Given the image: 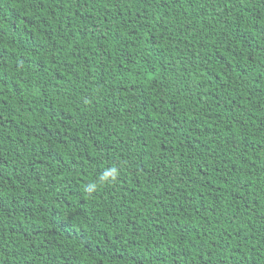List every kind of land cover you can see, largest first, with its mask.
Masks as SVG:
<instances>
[{"label": "trees", "instance_id": "obj_1", "mask_svg": "<svg viewBox=\"0 0 264 264\" xmlns=\"http://www.w3.org/2000/svg\"><path fill=\"white\" fill-rule=\"evenodd\" d=\"M0 264H264V0H0Z\"/></svg>", "mask_w": 264, "mask_h": 264}]
</instances>
